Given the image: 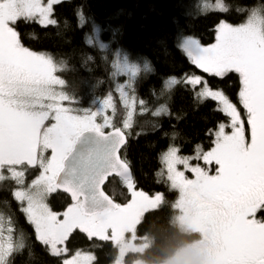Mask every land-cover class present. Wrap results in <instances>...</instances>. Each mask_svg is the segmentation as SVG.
<instances>
[{
	"label": "snow or ice",
	"instance_id": "6c2138e0",
	"mask_svg": "<svg viewBox=\"0 0 264 264\" xmlns=\"http://www.w3.org/2000/svg\"><path fill=\"white\" fill-rule=\"evenodd\" d=\"M62 3L63 0H0V181L12 179L21 185L13 196L22 206L26 203L23 211L34 226L36 240L56 257L67 252V242L77 230L89 240L94 239L85 231V222L100 219L106 224H121L164 197L163 193L149 196L135 189L129 164L120 155L126 144L125 131L107 115L103 123L95 122L108 108L115 111L111 95L95 111L63 106L64 101L75 103V97L64 91L66 81L59 74L66 66L21 43L18 23L55 27L59 23L56 6ZM220 10L227 11V6L221 4ZM187 49L192 63L203 73L213 77L239 74L243 118L237 105L222 91L214 90L201 75L166 81L165 89L182 83L196 104L215 102L217 110L230 119L232 129L226 132V125L221 123L214 133L213 147L202 152L197 146L194 157L178 155L179 149L174 146L161 153L160 161L171 188L195 183L202 190L216 192L264 178V10L259 15L253 12L238 27L221 23L216 44L200 47L189 41ZM137 71L131 69L133 75ZM118 89L127 109L123 129H131L136 101L127 96L124 87ZM139 103L144 105V101ZM142 111L146 109L142 107ZM167 111L166 104H161L152 114L159 116ZM48 120L54 123L46 126ZM106 128L111 131L105 132ZM49 149L50 157L44 156ZM192 159H202L208 165L214 162L215 174L191 164ZM178 165L193 173L195 179L187 178ZM29 168H39L40 173L31 185L23 187ZM111 176L119 177L131 192L132 199L126 205L115 203L102 190ZM42 187L46 193L62 187L70 192L73 203L62 214L53 212L44 202V193L33 191ZM221 235L224 250L218 264H256L257 257H264V201L246 207L223 227ZM23 247L15 239L12 219L0 214V264H13L12 258ZM79 255L77 252L71 259H64L63 264H76Z\"/></svg>",
	"mask_w": 264,
	"mask_h": 264
},
{
	"label": "trees",
	"instance_id": "16d2710c",
	"mask_svg": "<svg viewBox=\"0 0 264 264\" xmlns=\"http://www.w3.org/2000/svg\"><path fill=\"white\" fill-rule=\"evenodd\" d=\"M221 1L227 11H205L198 0H63L56 6L57 26L17 24L25 47L51 55L58 64L66 66L59 74L66 81L64 91L75 97V103L64 101L63 105L93 109L95 101L111 95L116 108L112 122L127 137L120 155L129 164L135 189L149 195L164 194L157 207L142 213L136 227L137 234L148 238V246L140 254H127L126 262L136 257L149 263L162 262L197 237L191 231H184L176 221L178 191L171 188L160 156L170 146L178 148L179 155H194L197 146L201 151L209 149L218 126L227 124L229 118L217 110L215 102L196 104L182 83L166 89L164 84L172 77L183 81L186 76L201 75L242 110L238 99L239 74L231 72L225 77H213L203 73L179 46V38L183 36H194L201 44H209L215 40L217 25L222 21L240 23L256 5L264 10V0ZM94 25L102 44L93 40ZM115 52L138 66L128 88L129 95L136 99L131 129H123L126 111L117 96L119 79L112 71ZM140 101H144L143 106ZM161 104H166L167 113L154 116L152 113ZM52 122L48 120L45 125ZM226 129L229 130L228 124ZM48 154L46 150L45 156ZM39 173V168H29L23 187H28ZM20 187L12 179L0 181V214L12 219L15 239L24 244L12 258L13 264H63L77 250L91 252L93 264H110L115 259L117 248L110 239L93 235L94 239L89 240L78 230L70 236L64 255L49 254L36 240L34 226L23 211L25 204L22 206L13 196ZM104 190L120 205L130 197L126 185L114 176ZM45 201L55 212H62L71 204L69 197L56 189L48 192Z\"/></svg>",
	"mask_w": 264,
	"mask_h": 264
},
{
	"label": "rangeland",
	"instance_id": "374dc122",
	"mask_svg": "<svg viewBox=\"0 0 264 264\" xmlns=\"http://www.w3.org/2000/svg\"><path fill=\"white\" fill-rule=\"evenodd\" d=\"M198 4L205 11L220 10V5L221 4L224 5V3L221 0H198ZM253 12H256L259 15L261 13L260 7L257 5L252 7L248 11L246 18L240 23L233 24L226 21H222L221 23H226L232 25L233 27H238L241 24L246 23L248 21L249 16ZM221 23L217 25L215 40L213 42L209 44H201L197 37L183 36L179 38V46L189 57L188 49H187V45L189 41H193L199 44L200 47H210L216 44L217 29ZM93 31H94L93 40L101 43L97 36L98 30L95 25L93 26ZM189 59L191 60L190 57ZM117 65H119V67H116ZM125 68L128 70L127 71L121 70ZM132 68L138 70V66L136 64L130 63L124 55L118 52L114 53L112 71L114 77L119 79V82H117L116 85V91L119 101L122 107L126 111V115H127V109L125 107V102L121 97L118 86L124 87V91L127 93V96L130 98H134L133 96L129 95L128 93L129 87L127 86L128 84L131 85L135 78V75H133L131 72ZM170 79L171 78H169L168 80ZM239 80H240V76H239ZM214 90H220V89H214ZM108 97L109 95L104 98H101L98 101H95L93 103L94 107L92 110L95 111L97 108H99L100 104ZM112 103L115 106L113 98H112ZM63 106L68 107L67 105H63ZM238 109L241 110V108L239 107ZM114 112L115 111H113L112 108H108L106 112L96 117L95 122L98 124L103 123V118L105 115L111 117L113 120ZM241 113L243 118V107ZM99 118H101L100 121ZM52 123H54V121ZM227 124L229 126V130L225 128V131L230 133L232 131L230 127V119ZM245 134L247 135V132H245ZM212 147L213 145L209 149L204 150L202 152H207ZM48 151H49L48 157H50L51 150L49 149ZM45 153L46 151L43 153L44 156ZM180 156L194 157L196 156V153L194 155H180ZM190 163L194 165L199 164L210 175H214L216 172L217 165H215L214 162L211 165H208L205 164L202 159L201 160L192 159L190 160ZM177 167L179 168V170L185 172V176L187 178L195 179V175L190 171H188L187 169H185L183 165H178ZM32 181H30V185ZM249 181L239 185L236 188L223 189L216 192H208L202 190L195 183L185 184L182 187L176 188V190L178 191V197L176 201V207H177L176 221L184 231H191L195 233L197 237H195L192 241L183 244L171 256H169L167 259L159 263H149L144 261L141 257H136L133 258L130 262H126L125 256L129 253L140 254L148 246L149 244L148 238L145 235L137 234L136 227L142 213L147 209H152L157 207L160 204L161 200L153 206H148L142 209L133 218L126 220L121 224H117V225L106 224L102 220L96 219L85 222L83 224V227L87 233L94 236L108 238L115 244L117 248V254L115 259L110 264H218V260L220 259L221 253L224 250V240L221 235V231L223 227L228 225L233 220V218L238 216L246 207L254 204L257 201H264V195L256 193L253 189H251V186H249ZM33 191L34 193L35 192L44 193L46 200V196L48 192L46 193L45 188L42 187L40 189H34ZM156 193H160V192H156ZM156 193H153L151 195L148 194V195L154 196ZM131 199H132V194L130 192L129 199L126 200L121 205H126L131 201ZM44 202L46 203V201ZM69 206H67L64 210H62V212L59 211L56 213L62 214L64 211H66V209ZM25 207H26V203H25ZM77 252H80V255L76 257V264H93L92 262L94 260V256L91 252L88 251L77 250L72 255H70V257L75 256ZM256 263L264 264V257H259V259L257 257Z\"/></svg>",
	"mask_w": 264,
	"mask_h": 264
},
{
	"label": "flooded vegetation",
	"instance_id": "af4514ba",
	"mask_svg": "<svg viewBox=\"0 0 264 264\" xmlns=\"http://www.w3.org/2000/svg\"><path fill=\"white\" fill-rule=\"evenodd\" d=\"M249 186H251V189H253L256 193L264 195V178L250 180Z\"/></svg>",
	"mask_w": 264,
	"mask_h": 264
},
{
	"label": "water",
	"instance_id": "95a60500",
	"mask_svg": "<svg viewBox=\"0 0 264 264\" xmlns=\"http://www.w3.org/2000/svg\"><path fill=\"white\" fill-rule=\"evenodd\" d=\"M121 128V127H120ZM122 129V128H121ZM108 131H111V129H109V130H105V132H108ZM126 141H127V137H126ZM123 148V147H122ZM121 148V149H122ZM121 151V150H120ZM130 171H131V169H130ZM131 174H132V171H131ZM111 177H113V176H111ZM111 177H109V179L111 178ZM114 177H116V176H114ZM117 178H119V177H117ZM108 179V180H109ZM120 179V178H119ZM107 180V181H108ZM107 181H105V183H104V185L102 186V190L105 192V194L106 195H108L111 199H112V197L104 190V186H105V184L107 183ZM56 190H58V191H60V192H62V193H64V194H66L68 197H69V199H70V201H71V203H73V199H72V196H71V194H70V192H66L62 187H59V188H55ZM113 200V199H112ZM114 201V200H113ZM115 202V201H114ZM116 203V202H115ZM118 204V203H117Z\"/></svg>",
	"mask_w": 264,
	"mask_h": 264
}]
</instances>
